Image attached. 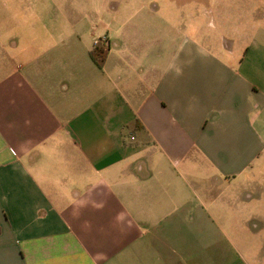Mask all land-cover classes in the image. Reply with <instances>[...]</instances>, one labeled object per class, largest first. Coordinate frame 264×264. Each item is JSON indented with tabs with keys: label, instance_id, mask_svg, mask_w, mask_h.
Instances as JSON below:
<instances>
[{
	"label": "crops",
	"instance_id": "crops-1",
	"mask_svg": "<svg viewBox=\"0 0 264 264\" xmlns=\"http://www.w3.org/2000/svg\"><path fill=\"white\" fill-rule=\"evenodd\" d=\"M110 5L0 0V264H233L236 215L245 259L264 193L232 187L264 166V63L172 50L169 21Z\"/></svg>",
	"mask_w": 264,
	"mask_h": 264
},
{
	"label": "rangeland",
	"instance_id": "rangeland-1",
	"mask_svg": "<svg viewBox=\"0 0 264 264\" xmlns=\"http://www.w3.org/2000/svg\"><path fill=\"white\" fill-rule=\"evenodd\" d=\"M121 1L127 0H109L110 6H116ZM144 3L147 7L140 8ZM134 5L135 17H160L169 21L172 50L182 45V39L191 38L195 46L203 50L233 51L236 61L239 54L248 52L247 63H264V0H134ZM248 176L251 179L249 182L235 184L232 188L245 194L264 193V166L256 168L254 174ZM230 219L233 222L226 228H232L227 232L236 240V247L229 249L227 256L230 250L243 252L241 257H234L233 264H264V239L256 241L260 244L256 243L254 248L249 249L251 254L242 258L247 250L245 247H250L252 241L245 240L248 230L241 221L242 216ZM251 224L255 230L264 231L259 218ZM226 250L220 244V257H226Z\"/></svg>",
	"mask_w": 264,
	"mask_h": 264
},
{
	"label": "trees",
	"instance_id": "trees-1",
	"mask_svg": "<svg viewBox=\"0 0 264 264\" xmlns=\"http://www.w3.org/2000/svg\"><path fill=\"white\" fill-rule=\"evenodd\" d=\"M108 54V46L105 43L98 42L91 51V57L101 68L104 65Z\"/></svg>",
	"mask_w": 264,
	"mask_h": 264
},
{
	"label": "built area",
	"instance_id": "built-area-1",
	"mask_svg": "<svg viewBox=\"0 0 264 264\" xmlns=\"http://www.w3.org/2000/svg\"><path fill=\"white\" fill-rule=\"evenodd\" d=\"M130 139H131V140H135V139H136V136H135L133 133H131V135H130Z\"/></svg>",
	"mask_w": 264,
	"mask_h": 264
}]
</instances>
